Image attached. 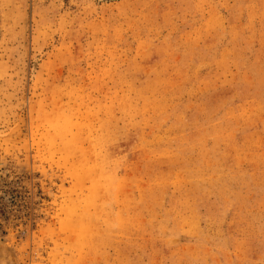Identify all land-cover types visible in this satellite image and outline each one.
Segmentation results:
<instances>
[{"label":"rangeland","instance_id":"obj_1","mask_svg":"<svg viewBox=\"0 0 264 264\" xmlns=\"http://www.w3.org/2000/svg\"><path fill=\"white\" fill-rule=\"evenodd\" d=\"M0 264H264V0H0Z\"/></svg>","mask_w":264,"mask_h":264},{"label":"bare ground","instance_id":"obj_2","mask_svg":"<svg viewBox=\"0 0 264 264\" xmlns=\"http://www.w3.org/2000/svg\"><path fill=\"white\" fill-rule=\"evenodd\" d=\"M36 67H37V62H35V63H34V65H33V68H32V73H34V72H35V70H36Z\"/></svg>","mask_w":264,"mask_h":264}]
</instances>
